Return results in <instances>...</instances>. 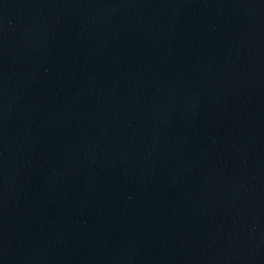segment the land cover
<instances>
[{
    "label": "water",
    "instance_id": "water-1",
    "mask_svg": "<svg viewBox=\"0 0 264 264\" xmlns=\"http://www.w3.org/2000/svg\"><path fill=\"white\" fill-rule=\"evenodd\" d=\"M0 264H264V0H0Z\"/></svg>",
    "mask_w": 264,
    "mask_h": 264
}]
</instances>
